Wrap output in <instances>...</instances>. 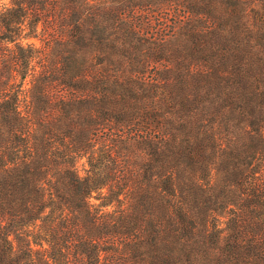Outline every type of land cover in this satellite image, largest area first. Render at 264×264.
<instances>
[{
	"label": "trees",
	"instance_id": "trees-1",
	"mask_svg": "<svg viewBox=\"0 0 264 264\" xmlns=\"http://www.w3.org/2000/svg\"><path fill=\"white\" fill-rule=\"evenodd\" d=\"M0 264H264V0H0Z\"/></svg>",
	"mask_w": 264,
	"mask_h": 264
}]
</instances>
